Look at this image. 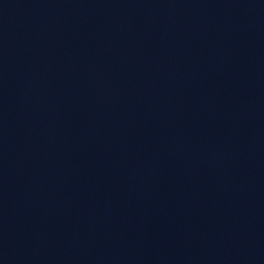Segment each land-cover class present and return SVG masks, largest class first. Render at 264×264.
<instances>
[{"label": "water", "instance_id": "95a60500", "mask_svg": "<svg viewBox=\"0 0 264 264\" xmlns=\"http://www.w3.org/2000/svg\"><path fill=\"white\" fill-rule=\"evenodd\" d=\"M6 264H264V0H73Z\"/></svg>", "mask_w": 264, "mask_h": 264}]
</instances>
